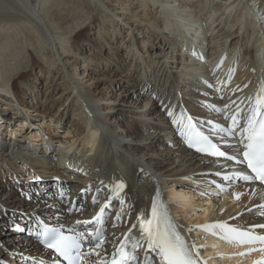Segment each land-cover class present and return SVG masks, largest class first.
I'll list each match as a JSON object with an SVG mask.
<instances>
[{
  "label": "bare ground",
  "instance_id": "6f19581e",
  "mask_svg": "<svg viewBox=\"0 0 264 264\" xmlns=\"http://www.w3.org/2000/svg\"><path fill=\"white\" fill-rule=\"evenodd\" d=\"M253 4L255 9L251 7ZM66 5L70 6L69 9ZM83 5L86 6L82 7ZM30 7L27 17L9 15L0 18V137L4 139L8 130L13 129L11 124L19 123L18 126L22 128L15 130V136L11 131L13 138L27 135L28 131L27 136L31 142L34 141L32 136L40 139V135H44L45 138L46 134L34 132V127L38 125L34 124L35 121H42L41 128L51 136L49 142L46 141L48 137L44 139V143H49H43L47 144L44 147L46 153L43 154L46 156L49 149H53L51 145L56 143L53 133L58 134L60 129L56 123L61 128L66 124L65 135L58 139L59 144L64 147L62 150L57 148L60 152L57 151L56 154L66 152L65 149L74 151L75 154L69 157L67 155L59 162L51 159L37 161L34 155L37 151L43 153V148L36 145L39 142H35V149H31L26 142V146L18 151L24 155L22 159L26 157L35 164H28L22 159L20 160L23 162L18 161L19 157L15 156L14 151L7 156L0 155V160L7 163L5 167H0V202L13 207L15 211L7 208L8 211L4 213L0 210V234L22 212H36L44 217L37 216L38 220L26 224V228L22 224H16V229L21 232L27 230L32 238L11 239L12 247L9 250L13 247H27L28 241L36 242L37 231L31 228H35L40 219L51 225H59L62 231L66 228L68 231H80L84 228L83 224L87 222L89 225L95 219L101 207L109 204L105 209V214H109L116 203L117 207L123 206L124 209H117L111 219L107 220L105 217L103 220V226L108 225L105 232L108 238L104 242L108 245L103 248L104 245L101 244L98 250L87 247L91 252V259H86L84 264L103 263L117 252L126 237L132 234L137 238L141 236L140 220L151 219L152 205L159 191L162 200L188 236L187 242L195 244L199 249L200 261H206L207 264H255L264 259V252L260 251L238 255L247 253L250 248L258 249L261 245L230 244L218 235L197 228L202 224L224 222L248 230L253 229L254 225L264 224V215H261L264 208L260 207L264 205V188L235 178L225 180V176L242 171L241 167L228 160L202 158L190 151L179 134L178 126L168 115L169 111H173L177 115L184 112L186 116H191L200 131L209 133L222 149L234 154L236 149L222 142L221 136L224 134L217 135L213 132V126H231V120L224 119V116L234 114L238 105L244 110L240 120L242 125L246 118L248 97L254 96L264 81V0H162L160 3L157 0H34ZM97 7L105 14L104 27L112 31L105 34L97 24L93 25L91 34L97 32L98 40L92 41V44L84 40V45L86 48L92 47L97 56L81 58L78 52H82L85 47L78 49L75 40L86 26L82 27L81 21L74 25L75 37L72 27H66L70 20L66 23L60 20L63 17L66 19V14L80 9L82 14L78 18L88 20ZM116 7H120V12H117ZM182 21H185L183 26L180 24ZM129 36L132 37L126 39ZM233 37H237L238 42L233 43ZM31 41L41 46L42 50L47 47L53 53L51 57L43 56L44 64L39 75L46 78L47 92L54 83L56 87L58 85V89L64 87L59 99L70 101L72 107L67 110L63 103L58 109L63 110L59 118H56L57 114L36 115V107L42 105L41 99L36 95V105L34 103L32 106L27 99L33 97L31 95L38 87L28 81L19 82L16 78L21 73V67H12V64L16 59L19 62L23 60L21 57L26 53L27 42ZM114 42L117 45L128 44L126 48L124 45L120 48ZM239 43H242L241 46ZM139 44L147 48L148 56L145 57L144 49L140 48L144 59L142 67L138 64V73H130L128 59L132 54H138L135 46L139 47ZM104 68L115 69L107 83H95L101 79H94L92 83L87 80L88 77L93 78V72H101ZM80 70L85 74H81ZM53 73L55 74L52 75ZM50 74L54 80L57 76L59 79L52 81ZM49 80L53 84H48ZM121 83L123 92L114 98L111 88ZM8 94H12L15 101ZM44 95L43 99L46 100L47 94ZM212 105L225 107V113L214 112ZM71 114L73 118L69 121ZM117 117L125 120L133 118L136 126L132 124L133 127L127 129V121H124V127L118 129ZM82 124L87 127L83 131ZM52 127L53 133L49 131ZM145 131L150 136L140 138ZM170 138L175 141L174 148H170ZM224 138L235 143V140ZM162 146L165 147L164 150H161ZM115 148L120 150V154L114 153ZM101 151L107 153L106 159ZM129 151L146 156L150 155V151L154 154L148 161H144ZM124 152L130 153L131 158ZM81 153L84 155H80ZM12 154L14 157L6 158ZM19 163L25 166L20 168ZM171 166H174L173 169H170ZM69 169H75L74 172L78 171L76 174L85 178L76 176V184L71 183L74 190L70 196V204L63 207L62 203L65 202L62 198L58 199L57 192L67 188L69 183L62 185L59 176H70L66 173L71 171L65 172ZM7 178L18 179L17 181L20 178L23 186L28 187L27 196L37 199L32 193L40 191L48 196L53 194L57 201H53L49 207L21 203L17 205L20 210H17V201H13L10 195H4V181ZM38 178H45L46 183L37 182ZM51 180L55 182L51 183ZM211 180H214L213 189L208 183ZM121 183L124 188L114 192L113 189ZM203 184L215 191V195L212 191L207 196L213 200L212 209L209 205L199 206L191 200V197H201L197 186ZM235 185L243 186L233 188L230 197L225 196ZM179 188L181 192L176 191ZM104 189L107 190L104 193L106 197L100 200L98 208L93 209L92 196L87 199V195L97 191L94 197L97 200V196H103ZM237 194H242L239 199L236 198ZM188 197L190 199H186ZM59 206L65 212L59 213L61 217L53 212V208ZM78 209L83 212L71 218V212L75 213ZM123 211H128L129 215L125 217ZM90 229L95 234L102 227L97 224ZM253 230L264 234V228L257 227ZM143 244L144 254L147 253L153 259V264H159V257L147 248L146 242ZM46 251L42 258L45 264H52ZM97 253L100 255H96Z\"/></svg>",
  "mask_w": 264,
  "mask_h": 264
},
{
  "label": "snow or ice",
  "instance_id": "6c2138e0",
  "mask_svg": "<svg viewBox=\"0 0 264 264\" xmlns=\"http://www.w3.org/2000/svg\"><path fill=\"white\" fill-rule=\"evenodd\" d=\"M193 54L195 55V53ZM209 86L211 87V85ZM232 103H235V101ZM211 108L218 114L225 113V107L212 105ZM243 111L238 105L234 114L224 116V119L231 120V126L225 127L220 124L213 126V132L217 135L224 134V136H221V141L228 147L236 149L234 154L231 155L221 151L220 146L214 143L209 135L200 131L191 116H186L184 112L177 115L173 111H169L168 115L172 118V122L178 126L179 134L189 148L213 157H223L229 161H235L236 164L245 165L246 169L251 170V174L247 171L234 172L231 176H225V180L235 178L252 183L258 181L260 185H264V81L261 82L257 93L252 97H248L246 118L243 126H241L240 120ZM237 129H239L238 132ZM225 136L235 140V143L225 140ZM123 188L124 184L121 183L113 191L118 192ZM240 195L242 194H237L236 198L239 199ZM93 203H97L95 198ZM107 207H109V204H105L104 207L100 208L99 214L95 217L97 224L103 223ZM260 207L264 208V205ZM261 215H264V212H261ZM119 219L120 216L118 215L117 220ZM40 223L42 224V231L37 233V238L49 249L54 250L59 257L66 260L67 264H81L85 255L91 254L81 252L83 242L89 239L83 232L72 229L70 230L72 234L66 235L61 227H49L47 224H43L42 221ZM197 227L209 231L213 235H218L220 239L230 244L261 245L258 249L250 248L247 253H238V255L244 256L255 251L264 252V234H257L253 230L257 227L264 228V224L254 225L253 229L248 230L236 228L224 222L198 225ZM140 230L141 236L138 239L131 236L125 238V242L113 254L111 264H138L137 250L143 247L145 242L147 248L159 257V264H207L206 261H200L197 246L189 244L177 231L166 204L160 201L159 191H157L156 199L152 205L151 219L141 218ZM103 240V232L98 230L94 235H91V241L94 242L92 247L99 248ZM133 240L135 242L131 243L129 247L130 241ZM145 262L146 264H153V259L147 253ZM39 264H45V262L40 261ZM52 264H60V261L58 259L52 260ZM255 264H264V259L256 261Z\"/></svg>",
  "mask_w": 264,
  "mask_h": 264
},
{
  "label": "rangeland",
  "instance_id": "374dc122",
  "mask_svg": "<svg viewBox=\"0 0 264 264\" xmlns=\"http://www.w3.org/2000/svg\"><path fill=\"white\" fill-rule=\"evenodd\" d=\"M32 1H34V0H0V18L1 17H5V16H9V15L27 17L28 14H29L30 8H31L30 6H31V2ZM157 1H158V3H160L162 0H157ZM218 3H220V2H218ZM124 4H125V2L123 3V5ZM214 4H216V3H214ZM66 6L69 9L70 6H68V5H66ZM85 6L86 5H83L82 7H85ZM126 6H127V3H126ZM251 7L255 9L254 4ZM116 10H117V12H120V7H116ZM81 14H82V11L80 9V10L74 11V12H72L70 14H66V19H64V17H63V18H61L60 21L62 23H66L67 21L70 20L69 22H67L66 27L68 29H70V27H72L71 28V31L72 32L74 30V25L76 26V24L78 22H80V21L83 22V26L82 27L86 26V28H84L82 30V32H81L82 34L79 37H77V39L75 40V44L78 47V49H80L82 47L83 48L85 47V49L82 52L81 51L80 52L77 51V52H78V54H81L80 55L81 58L96 57L97 55L95 54V52H93V48L92 47H87L86 48V46L84 45V40H86L87 43H91V44H92V41L95 42L96 40H98V34H97V32L95 34H91V32H92L91 31L92 26L97 24L99 27L102 28V31L105 34L108 31L111 32L112 30H110V29L108 30V29H106L104 27L105 14L104 13L102 14L100 8L97 7V10H95V11H93L91 13V18L88 19V20H84V18H82V19L78 18V17L81 16ZM83 17H85V16H83ZM62 19H64V21ZM184 22L185 21H182V22H180V24L183 26ZM105 25H108V24H105ZM192 29H195V28L193 27ZM97 30L98 29L96 28L95 31H97ZM74 33L75 32H73V34ZM74 36L75 37L77 36L76 33L74 34ZM130 37H132V36H129L126 39H130ZM232 39H233L232 40L233 43H236L239 40V39H237V37H233ZM114 43H115L114 44L115 46H120V48H122L123 45H124V48H126L127 47V44H128L127 43V44L120 45L121 44V40H120V44L119 45H117V42H114ZM241 44L239 43V46H241ZM58 46H60V45H58ZM142 46H143L142 44H139V47H138V45H136L135 47H136V50L138 51V54L137 55H133L132 54L131 55V58L129 57V59H128V61H130L128 63V65H131V69L129 70L130 73H132V72L133 73L134 72H137L138 73V64H141V67H142V64H143L144 59H143V55H142V50H140V48L141 49H144L143 53H145V57L148 56L147 48H144ZM41 48L42 47L39 46V45H37V43H34V41H31L30 43L27 42L26 53H24V56L21 57V59H23V60L19 62V60L16 59V61H14L13 64L12 63L11 64H12V67H14V66L21 67V70H20L21 73L16 77L17 80H19V82L20 81H23V82H27L28 81V82H31L33 84V86L38 87L37 90L34 91L33 95H31L33 97H29L27 99V101L29 102V104H31V106L34 103H35L34 105H36V99L34 100V97L36 95H37V98L41 99L42 105L40 104V105H38L36 107L38 109L36 110L37 112L35 114L38 115V116H42L43 114H45L47 116H51V115L57 114L55 116H56V118H59L61 116V113L63 112V110L62 109L61 110H58V109L60 108V106L63 103L65 104L64 105V108H66L67 110H69L72 106H70V101L69 102H66V101H62L61 99H59V96L62 94V92H64V87L62 89H58V85L56 87V84L54 83V85L51 87V90L48 91V92L46 91V89H47L46 86H45L46 78L42 74L39 75V73H40V68L43 67V64H44V62H43V56L44 55L45 56L47 55L48 57H51V56H53V53L47 47H44L43 50ZM81 68L82 67H80V69ZM143 70H144V68H143ZM113 71H115L114 68L112 70H110L109 68H104V69H102L101 72H93V78L92 77H88L87 80L90 83H92L94 79L95 80L101 79V80H99V81H97L95 83H97V84H105V83L108 82V79L112 76V72ZM79 72H81V74H85L84 71H81L80 70ZM91 72H92V70H90V73ZM54 74L55 73H53L52 75H54ZM52 75L50 74V77L49 78L52 79V81H53L54 78H53ZM122 75H123V73H122ZM58 79H59V76H57L55 80H58ZM50 83L53 84L49 80L48 84H50ZM91 85L95 86L96 84H91ZM122 89H123V83L118 84L115 87L111 88V91H112V94L114 95V98H117L119 95L122 94V92H123ZM53 90H54V92H53ZM44 93L47 94V95L45 94L46 97H47L46 100L43 99ZM8 96H10V98L15 101V99H14V97H13L12 94H10V95L8 94ZM147 98H148V96H147ZM143 101H144V99H143ZM142 105L143 104H141V106ZM72 118H73V116L71 114L69 121L72 120ZM116 120H118V122L116 124L118 129H120L121 126L124 127V125H125V123L123 124L124 121H127L126 122V128L127 129H131V127H133V125L136 126V123L133 120V118H128L127 120H125V119H123V117H117ZM69 121H67V123ZM41 123H42V121H39V122H36L35 121L34 124L35 125L38 124V125H37V127L36 126L34 127V132L35 131H38L39 133L42 132L43 134H46L45 135V138L48 137L46 139V141L49 142V137H51V136H48L49 134H48V131L47 130L43 131V129L41 128L42 127ZM29 124L34 125L33 123H29ZM56 124H57L58 127H60L59 133H58L59 135L56 134V133H53V128L54 127H52L49 130V131H52L53 136L55 137V142L56 143L54 145H51L53 149L52 150L49 149V153L46 156L43 155L44 153H46L45 150H44V147H46L47 144H49V143L48 142H45L47 144L44 145L45 144L44 143V139H45L44 138V135H40L41 136L40 139H37V137L32 136L34 138V141L33 142L29 141L30 137L27 136L29 134V131H28V134L27 135H25V134H24V136L20 135L21 137L19 136L17 138H13L12 137V132H14V136H15V134H16L15 133L16 132L15 130L16 129H19V128H22V127H19L18 126L19 123H15V125L11 124L13 126V129L12 130H8V134H7V136L5 135V138L4 139L2 137H0V146H1L0 147V155L5 154L4 156H7L8 154L10 155V153H12L14 151L15 156L17 155L19 157L18 161H22L23 160V161H26V163L33 165V164H35L33 162V160L32 161L31 160L28 161L26 157L24 159H22V156H24V155L23 154H20L21 152H19L18 149L19 148L22 149L24 147V145L26 146V142H27V144L28 143L30 144L31 149H35V147L33 146V143L36 144L35 142H37V143L39 142L36 145H41V147L43 148V153H39L37 151V153L34 155V157H36L35 159L37 161H38V159H41V160H50L51 159L54 162H59L63 158H65L67 155H68V157L69 156H72L75 153H74V151L70 152L69 149H65L64 151H66V152L59 153V155L56 154L57 151L60 152L59 150H62V148L64 147V146H61L59 144L60 142H58V139L59 140L62 139V136L65 135V129H64V127L66 125V124L62 125L63 128H61V126H59L58 123H56ZM84 127H86V126L84 124H82L81 131H83ZM34 132H33V134H34ZM35 136H36V134H35ZM149 136H150V133L148 131L147 132L145 131V133H142L141 134L140 138H146V137H149ZM170 140H171L169 142V145H171L170 148H174L173 147V144L175 143V141H174V139L172 140V138H170ZM2 145H5V147L2 146ZM106 147H108V144H106ZM167 147H169V146H167ZM55 148L56 149L58 148L59 150L57 149L56 151H54V153H51L50 154V152L51 151L53 152V150ZM4 149H5V151L7 150V153H5ZM8 149H9V151H8ZM164 149H165V147L162 146L161 147V150H164ZM40 150H41V148H40ZM129 152L133 153V155L136 156L137 158L144 159V161L145 160L148 161L150 159V157L153 156V154H154L153 151H150V155L149 156H146V155H144L142 153H134L133 151H129ZM159 152H161V151H159ZM114 153L115 154H120V150L119 149H116V150H114ZM124 153H125V155L127 157H130L129 155H131L128 152H124ZM32 154H34V153H32ZM101 154H103V158L106 159L107 153L101 151ZM80 155H84V154L81 153ZM12 157H14L13 154L11 156H9V157H6V158H12ZM20 159H22V160H20ZM6 164L7 163H5L4 161L0 160V167L3 166V165L5 167ZM9 165H11L10 162H9ZM107 165H109V163ZM19 166L21 168L22 166H25V164L19 163ZM150 166H152V165H150ZM173 167L174 166H171L170 169H173ZM71 169H73V168H71ZM71 169L65 171V172H70L71 171V173H66V174H68L70 176H68V177H63V176L61 177V176H59L62 179V182H61L62 185H66V183H69V186L67 188H70V190L66 194L67 197H68V195L69 196L72 195V192L74 190V188H72V184H74V185L76 184V179H75V178H77L76 176H79V177H82L83 176V175L80 176L81 174L80 175L76 174L77 172L76 173L74 172L75 169L74 170H71ZM57 177L58 176L55 177V180H56ZM65 179H68L69 181L67 182V181H65ZM17 180L14 179V178H12V179L11 178H7L6 181H4V184H5L4 185V187H5L4 188V195H5V197L7 195H10V196H12L13 201H17V202H15L16 203L15 205H16L17 208L14 207L17 210H20L17 205H19L21 203H25L26 204V202H27V203L32 204L33 206L34 205L41 204L44 207H46L47 205L49 207V205H51V203L53 201H57V200H54V199H56V198H54L55 196H53L52 198H49L48 195H44L45 193L44 194H41L40 191L39 192L32 193V195H35L37 197V199L36 198H32V196H27L26 191L28 190V187L25 188L23 186V181L20 178H19V181H17ZM187 181H188V179H187ZM213 181L214 180H211V181L208 182V183H210V188H212V189L215 186L214 184H212ZM52 182H55V181L51 180V183ZM44 183H46V182H44ZM44 183H42V184H44ZM16 184H19V185H16ZM38 184H41V183H38ZM199 186H201V187H199ZM240 186H243V185H238V186L235 185V186H233L226 193L225 196H229L230 197V192L233 190V188L240 187ZM197 187L199 188L198 191L201 194L200 195L201 197H199L200 199L199 198H193V197H191L192 198L191 200H193V202L195 204L199 205V206L205 205L207 207V205H209L208 207L210 209H212V207H213L212 206L213 205V200L209 199V197H207V196L211 195L212 191H213V193L215 195V191L214 190H209V185L205 186L203 184V186L202 185H198ZM92 191L93 190H91V192ZM106 191H107L106 189L103 190V196H97V200L98 201H100L102 198H105L106 197V195L104 194V193H106ZM176 191L177 192H181V189L179 188V191L178 190H176ZM209 192H211V193L209 194ZM51 195H53V194H51ZM96 195H97V191H95L94 194L93 193L92 194L90 193V194L87 195V199H89L92 196L91 197V200H93L94 196H96ZM186 199H190V197H188ZM68 204H69L68 201L65 202V203H62L63 207L64 206H67ZM115 204H113V208L116 207ZM98 206H99V202H97V204L96 203L93 204V207L92 208L95 209V208H98ZM206 207H205V209H206ZM7 208L12 209L13 207L6 206L2 202H0V210L2 212L5 213L6 211H8ZM113 208H111L112 211L114 210ZM117 209H119V210L122 211L124 208L122 206V207H117ZM117 209L113 213H115L117 211ZM32 210H34V209H32ZM12 211L15 212L13 209H12ZM53 212H55L57 214V216L59 217L60 216L59 213L60 212L62 213L63 210L59 206V207H54L53 208ZM81 212H83V211L82 210H79V209L75 213L74 212H71L70 217L73 218L72 216L81 214ZM127 212L128 211H123V214H124L125 217H127L129 215V212L128 213ZM200 212H202V209H201ZM63 213H65V212H63ZM20 216L17 219L12 220L10 222L9 226H7V228L4 227V229L1 230V234H0V263L1 264H39L40 261H44L45 262V260H44V258H42V256H45V251L46 250L43 247H41V245L37 241L34 242V243L31 242V241H28L27 242L28 243V246L27 247H23V246L20 247V248L13 247V248H11V250H9V247H12L11 246V242H10L11 239H13V238L18 239L19 237L29 238V237H27L26 232H24L25 234L24 233H21L20 230H18V229L15 228L16 227V224H22L26 228V224H31L34 221H37L38 220V217L37 216L43 217V215L41 216V214H38L36 212H30V213H25V214H24V212H22V213H20ZM23 222H26V223H23ZM64 222L65 221L62 220V224ZM228 222H231V221H228ZM63 225H65V224H63ZM18 243H20V241ZM18 243H16V244H18ZM29 245H31L32 247L31 246L29 247ZM103 245H104L103 248H105L106 245H108V244L106 242ZM15 246H17V245H15ZM46 256H47V258L50 259V261L55 260V257H53L50 252H47ZM90 259L91 258L88 257L87 258V261L90 260ZM217 259L220 262H223L222 260H220V257H217ZM217 259H215V260H217ZM87 264H89V262H87Z\"/></svg>",
  "mask_w": 264,
  "mask_h": 264
}]
</instances>
